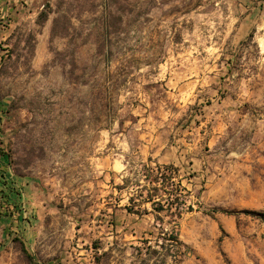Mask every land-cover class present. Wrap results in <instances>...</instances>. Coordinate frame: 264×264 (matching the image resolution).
<instances>
[{"label":"rangeland","instance_id":"obj_1","mask_svg":"<svg viewBox=\"0 0 264 264\" xmlns=\"http://www.w3.org/2000/svg\"><path fill=\"white\" fill-rule=\"evenodd\" d=\"M149 158L192 194L182 264H264L224 213L264 214V0H0V264H160L116 189Z\"/></svg>","mask_w":264,"mask_h":264},{"label":"trees","instance_id":"obj_2","mask_svg":"<svg viewBox=\"0 0 264 264\" xmlns=\"http://www.w3.org/2000/svg\"><path fill=\"white\" fill-rule=\"evenodd\" d=\"M42 16H47L42 14ZM252 37V36H251ZM2 60H5L2 57ZM10 158L5 153L4 157ZM131 165V164H130ZM129 176L124 178L123 184L116 186L122 193L128 191L129 203L125 210L132 215L139 217L153 216L155 228L160 227L157 236L156 246L165 252L149 246L150 240H144V247L136 248L139 255L154 256L161 258L160 264H182L190 253L189 247L180 239L179 222L186 214L195 211L190 201L191 192L185 188L181 181L180 169L174 164H160L152 158L148 162H142L137 166L128 167ZM228 216L237 217L239 214H246L260 217L264 220V214L244 210L242 212L226 211ZM171 227V230L163 228ZM22 251L29 261L33 262V256L28 252L23 242Z\"/></svg>","mask_w":264,"mask_h":264}]
</instances>
